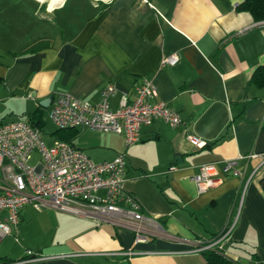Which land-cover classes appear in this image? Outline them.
Returning <instances> with one entry per match:
<instances>
[{
    "label": "crops",
    "instance_id": "0c3cea01",
    "mask_svg": "<svg viewBox=\"0 0 264 264\" xmlns=\"http://www.w3.org/2000/svg\"><path fill=\"white\" fill-rule=\"evenodd\" d=\"M243 2L0 0V124L27 122L36 111L49 117L59 94L98 104L109 84L116 111L145 77L157 86L153 102L183 122L143 126L129 148L124 135L88 128L71 139L95 162L125 155L126 190L142 205L145 242L110 223L26 206L0 243V264H205L191 250L231 228L226 256L264 264V161L249 158L264 155V88L251 82L264 65V28L238 10ZM174 54L178 65L162 67ZM190 135L206 145L193 146ZM241 156L243 176L225 173V162ZM212 163L223 181L201 193L192 178Z\"/></svg>",
    "mask_w": 264,
    "mask_h": 264
},
{
    "label": "built area",
    "instance_id": "2783aa9c",
    "mask_svg": "<svg viewBox=\"0 0 264 264\" xmlns=\"http://www.w3.org/2000/svg\"><path fill=\"white\" fill-rule=\"evenodd\" d=\"M110 1V0H98ZM264 28V20L257 24ZM178 54L162 60V67L176 66ZM116 87L109 84L102 92L101 102L93 104L71 94H59L49 113V120L58 130L88 128L95 132L124 135L126 148L140 141L143 126L160 121L171 127L182 125L178 112L165 102H153L158 96L155 80L145 77L136 87L135 97L123 94L119 108H110ZM189 142L198 148L206 142L193 135ZM39 163L31 166L35 153ZM264 155L252 154L249 158ZM240 158L225 162L224 172L241 177ZM173 167L171 170H175ZM192 181L203 193L222 183L217 164H203ZM126 157L119 154L110 162H95L70 143L57 140L48 146L38 128L26 121L0 124V243L11 236L20 223V212L26 206L37 211L51 208L60 212L92 218L131 230L139 242L146 241L142 205L126 190ZM232 228L210 242H197L193 253L218 250L230 239ZM32 252H28L29 258ZM225 254V253H224ZM226 255V254H225ZM36 258L34 260H39Z\"/></svg>",
    "mask_w": 264,
    "mask_h": 264
},
{
    "label": "trees",
    "instance_id": "16d2710c",
    "mask_svg": "<svg viewBox=\"0 0 264 264\" xmlns=\"http://www.w3.org/2000/svg\"><path fill=\"white\" fill-rule=\"evenodd\" d=\"M238 10L241 12L250 13L255 19V21L264 20V0H244V2L239 6ZM251 82L253 85L259 88H264V65L258 67L255 70L252 75ZM45 117L46 116L44 112L36 111L29 116L27 122L32 127L38 128L41 133H43V130L46 125ZM76 130L77 129L62 131L57 129L55 135L57 136L58 140L72 144L71 139ZM66 132H70L71 135L68 137H63ZM203 255L206 260L205 264H238L236 261L226 256L223 252L218 251L216 249L204 252ZM11 263V260H6L4 262V264Z\"/></svg>",
    "mask_w": 264,
    "mask_h": 264
},
{
    "label": "rangeland",
    "instance_id": "374dc122",
    "mask_svg": "<svg viewBox=\"0 0 264 264\" xmlns=\"http://www.w3.org/2000/svg\"><path fill=\"white\" fill-rule=\"evenodd\" d=\"M46 125L42 133V137L48 146H52L55 141H57V136L55 133L57 132V128L53 125V123L49 120V117H45ZM39 155L36 152L33 156V159L30 162L31 166H36L39 163Z\"/></svg>",
    "mask_w": 264,
    "mask_h": 264
},
{
    "label": "water",
    "instance_id": "95a60500",
    "mask_svg": "<svg viewBox=\"0 0 264 264\" xmlns=\"http://www.w3.org/2000/svg\"><path fill=\"white\" fill-rule=\"evenodd\" d=\"M48 102L51 103V102H52V98L49 99V100H44V101H42V102H41V106H42L43 108H48V107H49Z\"/></svg>",
    "mask_w": 264,
    "mask_h": 264
}]
</instances>
